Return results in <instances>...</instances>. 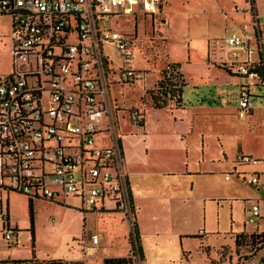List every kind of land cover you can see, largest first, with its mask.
<instances>
[{
	"label": "built area",
	"instance_id": "built-area-1",
	"mask_svg": "<svg viewBox=\"0 0 264 264\" xmlns=\"http://www.w3.org/2000/svg\"><path fill=\"white\" fill-rule=\"evenodd\" d=\"M162 1L0 0V16L10 23L6 37L12 67L9 74L0 75V180L8 191L61 205L73 197L84 211L119 212L134 223L114 136L121 110L110 89L114 74L121 84L139 75L124 64L111 69L105 47L134 61L138 55L131 41L136 35H124L105 23L121 13V7L133 14L137 4L152 16ZM251 16L254 41L246 33L225 34L213 39L208 50L213 63L248 81L239 88V118L256 108L251 89H264V53L255 10ZM3 38L0 34V42ZM164 69L177 75L170 65ZM127 115L131 124L142 126L139 108L129 109ZM100 134L108 136V146L96 145ZM235 162L256 165L258 160L239 154ZM241 179L256 186L259 177ZM249 213L247 222L259 219L257 205ZM2 230L8 246L14 245L17 231L7 224ZM90 239L97 245L100 238Z\"/></svg>",
	"mask_w": 264,
	"mask_h": 264
},
{
	"label": "crops",
	"instance_id": "crops-1",
	"mask_svg": "<svg viewBox=\"0 0 264 264\" xmlns=\"http://www.w3.org/2000/svg\"><path fill=\"white\" fill-rule=\"evenodd\" d=\"M214 1V6L218 7V10L222 11L223 9L230 13V7L227 8L223 3L219 4V1ZM162 8L161 4L158 11L160 12ZM220 20L226 22L227 14H223ZM210 24V21L206 24L208 26L206 33L192 38H189L192 33L190 23L185 24L184 33L187 35V43L184 42L183 47L187 48V58L183 61L173 60L170 62L179 65V72L185 84L181 93L180 107L166 106L156 109L152 105L145 104L141 109L139 108L143 113L142 126L134 125L126 131H120L118 128L114 134L123 159L122 166L126 175L133 219L140 239L143 255V261L140 264H184L190 255L186 246L194 240L198 242L199 249L208 254L207 264H225L219 261V251L221 252L223 249L228 252L227 264H233V255L235 258L237 257L236 252L239 248L235 246V236L240 234L249 236L252 233H258L256 230L248 231V225L243 224L246 216L240 217L239 220V212L243 206L238 208L237 203L243 199L245 202L251 201L241 194V187L247 185L241 179L246 173H250L251 176L258 175V184L253 187L264 186V164L260 163L264 162V158H256L264 155V108L261 110L259 121L252 122L258 126L262 140V147L258 151H251V148L245 143L247 135H244L241 130L235 129L233 132H227L226 129L218 127L220 120L228 117L230 111L236 110L238 113V97L233 96L235 92L231 88L233 85L240 88L245 80L240 77V80L238 78L232 81L229 78L233 77L231 74L206 61L208 50L213 41L209 35L215 32V28L210 29ZM5 39L8 41V38L4 36L3 41L0 42L3 46H6ZM197 43H201L202 57L195 60L191 58L193 51L191 47H196ZM9 68L10 71L4 74L0 73V75H7L11 72V63ZM224 74L229 77H224ZM187 88H190V91L186 92ZM189 94L193 96L191 100L187 96ZM252 95L256 96L253 93ZM252 99H257V96ZM255 109L247 115L249 119L252 118ZM120 110L124 111L121 108ZM118 117L120 120L119 114ZM212 119L215 120L213 125L210 123ZM204 121L208 122V125L203 124ZM238 123L240 124V122ZM245 124H247L246 127H250L248 121ZM249 127L246 129L249 130ZM248 130L247 132H249ZM95 142L99 147L109 145L106 134L96 136ZM236 150L238 154H236ZM239 154L255 158L258 163L250 165L254 166L250 168L241 167L243 165H237L235 162V157ZM0 191L1 210L2 201L9 192L1 187ZM66 199L75 198L67 197ZM31 203L34 206L33 201ZM61 206H64L63 208L67 211L76 212L84 220L87 216L96 215L97 222L102 223H116L113 216L117 215L121 223L127 221V235L124 236L127 242L131 228L129 220L123 214L84 211L80 208V203L78 207L72 206L66 200L65 205ZM10 218L8 215L7 225L16 231L19 230L15 220ZM23 221L26 224L24 226L26 230L17 231L15 244L12 245L13 247L9 246L10 248L8 247L5 252L3 251L4 256L0 257V264H15L30 260L37 262L55 260L86 264L89 250L92 252L96 250L92 243L85 246L86 260L83 257L82 250L85 249H82V244L78 245L81 252L79 258L71 260L61 258L62 256L52 249L41 250L39 245L37 246L39 233L36 231L39 226L36 222V214L33 215L34 241L32 249L31 235L28 231V215L23 218ZM52 228L51 225L47 227L46 233L52 235ZM24 234L26 235L25 239L20 240ZM93 235L96 234L91 236ZM225 235H229L233 243V251H230L228 246H221L215 251V259H211L207 239ZM129 248L127 242V247L124 246L118 250L120 252L115 256L103 257L101 263L103 264V260L107 258L126 257ZM255 254L249 260H252ZM28 257L31 259L26 260Z\"/></svg>",
	"mask_w": 264,
	"mask_h": 264
},
{
	"label": "rangeland",
	"instance_id": "rangeland-1",
	"mask_svg": "<svg viewBox=\"0 0 264 264\" xmlns=\"http://www.w3.org/2000/svg\"><path fill=\"white\" fill-rule=\"evenodd\" d=\"M219 4L223 3L225 6L230 7V13L226 10L220 11L218 7H215L214 0H163L162 10L159 12L157 9L153 11V15L146 14L141 5L137 4L132 6L133 14H127L124 12V7L120 8L119 14L111 17L105 23V25L113 30H116L124 35H136V39L131 41L132 51L138 55L134 61L127 62L126 59L120 57V53L106 46L105 52L111 60L110 68L117 71L123 64L132 68L139 77L130 83H118L117 76L114 74L111 79L113 85L110 89V97L115 103L123 110H129L132 108H140L149 104L152 105L151 94L156 92V83L159 80L158 73L162 71L166 64H172L173 60L183 61L187 58V48L183 47L184 42L187 43V35L185 27L187 23H190L192 33L189 38L193 36H201L207 31V22L210 21V29L215 28V32L209 35V38H222L225 34L230 35L232 33L243 34L246 33L254 41V31L252 26V16L255 14L259 24L260 30V44L264 53V0H216ZM249 2V3H248ZM251 10H250V6ZM239 7L244 12L239 11ZM255 8V9H254ZM251 11V13H250ZM238 12V13H237ZM227 14V21L223 22V14ZM185 25V26H184ZM0 34L4 36H10V23L9 18L6 16H0ZM3 46L0 43V73H6L10 71V56L8 41L5 39ZM191 46V44H190ZM193 49L191 58L198 60L202 57V46L201 43H197ZM157 56V57H156ZM206 61L218 68L217 64L210 60L209 54ZM224 77H229L224 74ZM229 77L233 80H240L239 76L232 75ZM182 77V76H181ZM184 83V80L182 78ZM247 81V80H246ZM245 81V82H246ZM248 82V81H247ZM185 85V84H184ZM231 90L235 93L233 96L238 97L239 87L236 85L232 86ZM228 88V89H229ZM190 91V88L186 89V92ZM251 92L255 94L257 99H254L256 103V109L253 112L251 119L247 115L243 119H239L237 111L232 110L226 118H222L218 123L219 128L226 129V131L233 132L241 130L245 137V143L251 148V151H258L262 147V140L258 126L252 124V122H258L261 116V110L264 108V89L260 91L251 89ZM191 100L192 95H187ZM167 106L171 108H177L172 102L168 103ZM128 110L126 111L128 113ZM120 111L119 115L121 119L118 123L120 131H126V129L134 126L130 123L127 113ZM264 115V112H263ZM249 122L250 129H246V122ZM240 122V124L238 123ZM211 125L215 123V120H210ZM203 124L208 125V122L204 121ZM244 124V125H243ZM247 130L249 132H247ZM236 154H238L236 150ZM255 157V156H254ZM256 158H264L263 156H257ZM264 164V162H260ZM239 165V164H237ZM241 167H254L250 165H243ZM78 173V171L76 172ZM246 178L252 177L250 173H246ZM262 182V181H260ZM2 189V188H1ZM241 194L248 197L251 201L245 202L244 199L237 203V207L243 206L240 210V217L245 219L243 224L248 225V231H257L258 233H264V187L255 188L244 185L241 187ZM259 189V190H256ZM1 193V191H0ZM25 195L12 192L8 193L2 201L0 210V257L4 256L3 251L9 247L6 241L2 238V220L1 216L9 215L16 222L19 232L26 230V225L23 218L28 215V201ZM66 202L72 206L79 205V202L75 199H66ZM33 215L36 214V222L39 226L37 246L41 250L55 251L63 259H76L81 254L78 245L82 244V249L85 246L91 245L90 236L96 234L100 236L99 244L94 247V252L89 250L88 260H86V249L82 250L84 260L86 264H102L101 260L103 257L115 256L116 253L120 252L121 248L127 247V242L124 236L127 234V221L121 223L119 217L114 215L115 222L102 223L97 222L96 215L87 216L84 218L74 211H67L64 206L57 203L45 201V200H33ZM251 204L259 206V220L249 223L247 218L250 216L249 210ZM245 208V212H244ZM10 218V219H11ZM118 220V221H117ZM129 220L130 228L132 229L133 221ZM52 228V235L46 233L47 227ZM29 228V227H28ZM27 228V229H28ZM253 231V232H254ZM24 233V232H23ZM21 234V233H20ZM47 234V235H46ZM25 234L20 237V240L25 239ZM21 244V243H20ZM29 245V244H27ZM30 246V245H29ZM141 246V245H140ZM203 246V245H202ZM207 246L210 248L209 255L211 259H215V251L221 246H228L230 251H233V243L229 238V235L224 237H210L207 239ZM253 247L248 248L241 246L237 249L236 255H233V264H264V245L252 244ZM13 247V246H10ZM9 247V248H10ZM15 247V246H14ZM187 251L190 255L186 259L184 264H207L208 254L199 249V244L196 240L190 242ZM263 248V249H262ZM92 252V253H90ZM220 252V251H219ZM254 252L255 256L252 260L244 261L251 256ZM222 253V262L228 263V252L224 249ZM129 255V254H128ZM133 264H140L138 255L134 254L132 257ZM28 257L26 260H30ZM42 262H32L31 264H41ZM73 262H63V264H72ZM83 263V262H82ZM84 264V263H83ZM144 264V263H143ZM231 264V263H230Z\"/></svg>",
	"mask_w": 264,
	"mask_h": 264
},
{
	"label": "trees",
	"instance_id": "trees-1",
	"mask_svg": "<svg viewBox=\"0 0 264 264\" xmlns=\"http://www.w3.org/2000/svg\"><path fill=\"white\" fill-rule=\"evenodd\" d=\"M264 58V54H263ZM170 65L173 69H177V75H168L167 70L163 69L158 73L159 80L156 83V92H152L151 94V101H152V107L156 109L164 108L168 105V103L172 102L177 107H180L181 105V93L182 89L185 86L182 77L179 70L178 64H166ZM165 65V66H166ZM261 73L264 74L263 70H261ZM3 190L8 191L1 183L0 186ZM10 192V191H8ZM28 219H29V232H30V239H31V248L33 249V205L31 203L32 200L28 199ZM3 225L7 224L8 216L7 214L5 216H1ZM127 242L129 244V252L126 257L122 258H107L103 260V264H133L132 262V256L134 254L138 255L139 262L143 261V255L142 250L140 246V239L136 230L135 223L132 224V229L128 235ZM235 246L241 247L245 246L248 248L253 247L252 244H260L264 245V233H252L249 236H244L242 234L236 235L234 238ZM263 249V248H262ZM224 250V249H223ZM33 252V251H32ZM254 252H252L249 256L252 257ZM219 261L221 262L223 259L222 253L219 252ZM251 257L244 259V261H248ZM32 262L37 261H20L15 264H31ZM41 264H63L61 261H55V260H47L42 261ZM72 264H83L82 262H73Z\"/></svg>",
	"mask_w": 264,
	"mask_h": 264
}]
</instances>
